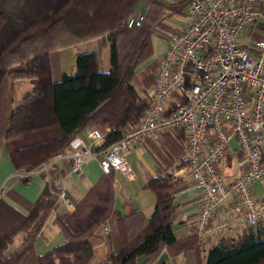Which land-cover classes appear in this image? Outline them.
Segmentation results:
<instances>
[{
    "label": "trees",
    "instance_id": "obj_1",
    "mask_svg": "<svg viewBox=\"0 0 264 264\" xmlns=\"http://www.w3.org/2000/svg\"><path fill=\"white\" fill-rule=\"evenodd\" d=\"M184 8L185 0H0V146L4 144L13 167L40 169L91 127L105 133L103 146L118 139L125 125L148 107L136 73L153 55L152 35L165 36L173 28L165 18L184 15ZM96 38L109 46L107 71L100 69L96 49L79 52L71 72L61 69V48ZM158 63L152 58L143 66L145 87L153 83ZM25 80L29 89L15 98L14 85ZM5 99L13 105L4 122ZM162 138L160 149L149 145L157 163V173L145 184L156 197L150 215L135 210L117 216L111 169L71 210L54 213L52 221L64 241L41 254L34 242L58 208L62 171L50 166L41 172L45 185L34 201L14 188L5 190L0 195V264H87L97 238L107 255L96 264H138L140 257L150 263L165 249L183 251L187 264H264V230L256 223L248 224L241 236L212 245L204 262L195 230L177 239L171 215L181 180L172 172L186 164L185 131L174 127ZM21 179L27 182L29 176ZM106 224L109 230L99 234ZM18 235L20 243L12 247Z\"/></svg>",
    "mask_w": 264,
    "mask_h": 264
},
{
    "label": "built area",
    "instance_id": "obj_2",
    "mask_svg": "<svg viewBox=\"0 0 264 264\" xmlns=\"http://www.w3.org/2000/svg\"><path fill=\"white\" fill-rule=\"evenodd\" d=\"M263 1L185 0V22L164 36L166 47L153 83L146 87L148 107L140 118L129 121L120 137L104 146L105 133L97 127L77 134V142L55 152L40 172L58 168L63 159L78 171L84 161L97 157L103 172L115 169L131 178L125 152L182 127L186 164L176 174L200 189L197 236L216 235L238 223L254 224L264 215V199L253 195L255 182L264 180V31L250 44L241 42L240 32L264 17ZM141 18L139 14L135 23ZM231 140L244 151L246 169L226 182L219 163ZM58 200L72 207L63 188ZM104 230H109L107 225Z\"/></svg>",
    "mask_w": 264,
    "mask_h": 264
},
{
    "label": "crops",
    "instance_id": "obj_3",
    "mask_svg": "<svg viewBox=\"0 0 264 264\" xmlns=\"http://www.w3.org/2000/svg\"><path fill=\"white\" fill-rule=\"evenodd\" d=\"M172 15L180 16L179 18L183 19L181 22L182 24H179L171 23L168 21V17H166L165 21L172 25V27H180L184 24L185 20L182 17L183 15L171 14L168 16ZM263 31L264 17H261L258 21L248 24L244 30L240 32V40L243 44H250L253 40L261 36ZM86 41L66 46L59 50V61L63 71L71 72L74 69L76 56L79 52L96 49H83L81 45H84ZM74 47L78 48L75 50ZM165 47L166 42L158 49H153V55L150 58H158ZM105 48L106 47H104V49ZM109 67L110 62L103 70L107 71ZM145 74L146 72H144V75ZM29 87L30 83L28 82L25 91L28 90ZM21 96H15V98H20ZM12 105L13 102L8 99L4 100V122L6 121V114ZM161 139L163 138L157 140L149 139L147 140L148 142H143L141 144L136 143L125 152V157L133 168V176L131 178H127L119 171L113 169L114 208L117 216H123L135 210H141L145 215H150L153 212L156 197L151 189L145 187V184L149 175H155L157 173V163L149 152V145L160 149L163 147V140ZM58 168L62 171V188L71 199L72 207L87 193V191L97 182L98 178L104 173L100 168L97 157L84 161L78 171L72 170L69 161L64 159L58 162ZM219 169L226 182L231 181L246 169L244 151L238 146L235 140H231L225 158L219 163ZM176 171L177 169L172 172V175L173 177L179 178L181 183L174 191L173 202L175 204V209L172 212L171 221L177 239H184L193 234L195 230L194 223L200 189L190 178L179 177L176 174ZM22 176H29V180L27 182L23 181L21 179ZM44 185L45 179L42 176L40 169L29 171L15 169L10 161L4 144L0 146V195H2L5 190L14 188L27 199L34 201L39 196ZM253 195L256 199H264V180L255 182ZM72 207L68 208L66 204L59 201L58 208L51 213L35 239L34 246L38 254L44 253L64 241L62 231L55 223H53L52 219L56 211H67L71 210ZM263 216L259 219L263 218ZM104 226L99 228V234H102L103 231H105ZM247 226L248 223H238L227 231L200 238L201 261H205L207 251L212 245L230 238L241 236L247 231ZM260 227L264 230V225H260ZM19 243L15 246H18ZM106 255V245L102 239L97 238L87 264L99 263L106 258ZM144 259V257H140L138 259V264H187L183 251L171 252L167 249L163 250L159 256L150 263H144Z\"/></svg>",
    "mask_w": 264,
    "mask_h": 264
},
{
    "label": "rangeland",
    "instance_id": "obj_4",
    "mask_svg": "<svg viewBox=\"0 0 264 264\" xmlns=\"http://www.w3.org/2000/svg\"><path fill=\"white\" fill-rule=\"evenodd\" d=\"M167 17H168V21H170L171 23L182 24L181 22L183 21V19L179 18L180 16L178 17L176 15H172V16H167ZM151 41H152L153 49L156 50L160 46H162V44H164L166 42V39L162 35H156L155 34V35L152 36ZM81 47L83 49L96 48V50L99 53V61H100V64H101V70L105 69V67H107L109 65V62H110L109 46H105L106 48L104 49V46H102V44H101V39L100 38L88 40V41H86L84 43V45H81ZM77 48L78 47H74L75 50ZM151 59L152 58H149L148 60H145L142 63V65H140L137 68L136 76L138 78V85H139L140 90H144L145 91L146 87H148V86L145 87V84H143V81H142L143 77H144V72H146V70H145V68H143V66ZM66 69H68V68H66ZM153 79H154V76H153ZM141 85H144V86L142 87ZM26 86H28V81L27 80L22 81L20 83H16L14 85L13 89H12V95L14 97L15 96H21L25 92ZM255 223L259 224V225H264V216H263V218L258 219ZM20 239H21L20 235L16 236L12 247H14L16 244H18Z\"/></svg>",
    "mask_w": 264,
    "mask_h": 264
},
{
    "label": "water",
    "instance_id": "obj_5",
    "mask_svg": "<svg viewBox=\"0 0 264 264\" xmlns=\"http://www.w3.org/2000/svg\"><path fill=\"white\" fill-rule=\"evenodd\" d=\"M76 142H77V140H74V141H73V143H76Z\"/></svg>",
    "mask_w": 264,
    "mask_h": 264
}]
</instances>
